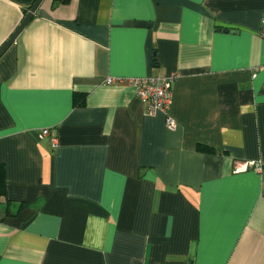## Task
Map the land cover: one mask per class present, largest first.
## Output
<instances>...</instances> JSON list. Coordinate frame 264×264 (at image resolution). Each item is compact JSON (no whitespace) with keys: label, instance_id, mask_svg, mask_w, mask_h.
<instances>
[{"label":"crops","instance_id":"crops-1","mask_svg":"<svg viewBox=\"0 0 264 264\" xmlns=\"http://www.w3.org/2000/svg\"><path fill=\"white\" fill-rule=\"evenodd\" d=\"M35 1L0 0V47ZM262 17L42 0L0 56V264H264ZM171 74L174 129L106 82Z\"/></svg>","mask_w":264,"mask_h":264},{"label":"built area","instance_id":"built-area-1","mask_svg":"<svg viewBox=\"0 0 264 264\" xmlns=\"http://www.w3.org/2000/svg\"><path fill=\"white\" fill-rule=\"evenodd\" d=\"M259 34L264 38V17L261 19ZM175 75L171 74L164 77L146 76V77H131L128 79L107 78V83H122L126 82L133 86L136 90V95L145 102L149 114L161 112L165 115L166 125L174 129L176 122L169 113L172 102V81ZM41 137H49L52 145H57L56 137L47 128L40 133ZM248 165H254L253 162L239 163L234 167L235 171L246 169ZM259 169V168H258Z\"/></svg>","mask_w":264,"mask_h":264},{"label":"water","instance_id":"water-1","mask_svg":"<svg viewBox=\"0 0 264 264\" xmlns=\"http://www.w3.org/2000/svg\"><path fill=\"white\" fill-rule=\"evenodd\" d=\"M42 0H36L33 5L30 7L29 11L24 16L22 22L19 24L17 29L12 33V35L2 44L0 47V56L6 51V49L15 41L19 33L23 30L25 25L28 23L35 10L39 6Z\"/></svg>","mask_w":264,"mask_h":264},{"label":"trees","instance_id":"trees-1","mask_svg":"<svg viewBox=\"0 0 264 264\" xmlns=\"http://www.w3.org/2000/svg\"><path fill=\"white\" fill-rule=\"evenodd\" d=\"M83 99L80 98L79 95H75L74 97V103L75 104H82ZM3 166L0 163V196L5 197L6 196V186H5V182H4V175H3Z\"/></svg>","mask_w":264,"mask_h":264},{"label":"rangeland","instance_id":"rangeland-1","mask_svg":"<svg viewBox=\"0 0 264 264\" xmlns=\"http://www.w3.org/2000/svg\"><path fill=\"white\" fill-rule=\"evenodd\" d=\"M235 166H236V165H235ZM248 166H249V165H248ZM248 166H247V167H248ZM259 168H260V167H259ZM0 197H1V196H0Z\"/></svg>","mask_w":264,"mask_h":264}]
</instances>
